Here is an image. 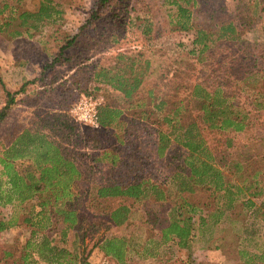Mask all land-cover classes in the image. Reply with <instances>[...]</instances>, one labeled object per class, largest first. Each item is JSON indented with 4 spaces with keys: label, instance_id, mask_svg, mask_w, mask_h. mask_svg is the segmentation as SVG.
Here are the masks:
<instances>
[{
    "label": "rangeland",
    "instance_id": "374dc122",
    "mask_svg": "<svg viewBox=\"0 0 264 264\" xmlns=\"http://www.w3.org/2000/svg\"><path fill=\"white\" fill-rule=\"evenodd\" d=\"M43 1L46 0H0V10H4L5 4L9 6L0 15V23L17 19L13 6L20 5L21 13H37ZM51 1L52 18L41 22L32 18V26L37 28L32 27L26 33L28 27L21 28L20 21H15L13 27L0 34V111L7 102L6 91L19 92L26 85L25 91L16 95V104L0 126V153L25 130L48 134L81 173V178L73 182V199L78 200L70 205L79 212V224L73 230H65L61 217L53 215L48 223L42 220L38 198L9 204L5 197L0 202V223L13 226L0 230V264H50L51 255L42 257L37 248L43 235L53 246L70 252V257L59 259L63 264H264V11L257 5L258 0H197L196 4L192 0H109L93 25L88 21L101 0ZM173 1L191 11L198 30H208L207 43L213 48L218 44L220 27L231 21L237 26L239 41L203 54V47L194 44L198 30L185 33L177 26L178 7ZM21 30L22 35H12ZM120 52L142 54L143 59L150 60L152 82L170 67L186 71L188 63L194 65L187 72L195 83L209 91L226 85L225 91L235 96V106L248 117L244 132L212 135L214 138L211 141L209 138L208 143L213 141L214 147L221 141L225 145L226 138L234 137V146L229 149L231 164L225 169L235 185L233 198L247 203L249 194L245 189L250 183L254 184L252 191H259L261 196L253 199L254 207L241 205L231 212L227 209L230 197L218 193L211 202V211L195 215V235L189 249H181L176 242L159 244L164 204L156 203V194L150 193L149 198L138 203L126 202L132 209L131 220L121 228L112 225L108 214L124 203L119 199L95 200L98 187L145 179L167 189L176 200L178 188L172 177L185 168L187 157L179 145L169 149L163 158L158 157L157 140L151 137L149 154L142 151L136 156V150L145 144L144 131L149 135L153 128L142 126L134 136L130 133L131 117L126 116L121 128L101 130L78 123L70 115L81 95L95 92L96 69L116 65L115 57ZM191 52L194 54L188 56ZM249 71L259 74L251 85L253 89L235 80L236 74L241 77ZM100 92L107 96L104 90ZM110 98L123 103L117 92H111ZM67 103H71L67 115L53 112L58 109L64 112ZM191 109L195 115L193 105ZM125 131L130 134L133 153L127 161L123 160L126 167L114 169L109 166L110 159L103 155L110 148H121L118 140ZM248 156L253 165L238 172L235 163ZM26 158L16 163L17 168L26 170L31 165L32 170L39 172L37 154L32 151V156ZM256 171L259 174L254 178L246 174ZM3 194L7 196L6 192ZM192 196L197 202L209 197L206 192ZM28 217H33L36 226L26 222ZM200 218L206 219V223L201 224ZM111 237L130 241L124 262L107 257L101 250ZM149 238L152 240L148 241ZM29 240L32 247H27Z\"/></svg>",
    "mask_w": 264,
    "mask_h": 264
},
{
    "label": "trees",
    "instance_id": "16d2710c",
    "mask_svg": "<svg viewBox=\"0 0 264 264\" xmlns=\"http://www.w3.org/2000/svg\"><path fill=\"white\" fill-rule=\"evenodd\" d=\"M192 1L194 4L197 3V0ZM108 2L109 0L100 1L88 24L93 25L101 18L100 12ZM257 2L261 11H264V8L262 9L264 0ZM173 4L178 7L177 26L180 30L189 33L197 29L191 11L179 5L177 1H173ZM52 6L51 0L43 1L37 13L29 11L21 13L20 5L13 6L12 9L16 11L18 17L0 23V34L13 27L15 21H20L21 28L28 27L26 33L30 32L32 27L37 28L32 26V18H37L40 22L52 18ZM8 7V4H5L3 8L5 10ZM4 10H0V15L4 13ZM219 31L220 34L216 39L218 44L215 43V48L207 43L210 33H207L206 29L198 30L194 44L201 45L204 54L206 51H216L225 43L231 44L239 41L237 26L234 22L231 21L228 26L223 25ZM23 33L22 30L14 31L12 35L20 36ZM192 54L194 53H188V56H192ZM115 63L116 65H104L96 69L94 73L96 90L95 92H86V94H93L104 90L107 94L106 103L99 112L100 129L121 128L126 116L131 117L129 126L132 132L130 131V133L134 136H137L138 128L142 126L145 129L153 128L149 135L146 130L144 131L146 139H142L144 140L142 142L145 144L139 151L136 150L134 153L136 156L139 157L142 151L149 154L148 144H150L149 138L151 137L157 140L158 157L166 156L174 145L183 148L187 152V157L185 168L172 177L173 183L178 188L176 200L172 199L167 189L149 179L130 183L117 182L98 187L95 192V200L108 202L119 199L124 203L108 214L112 225L121 228L129 225L131 220L132 209L126 202L138 203L141 199L149 198L150 193L156 194V203L165 205H160L164 208V218L159 224L162 233V240L159 244L176 242L181 249H189L190 242L195 235V215L207 209L211 211V202L218 193L224 192L230 197L227 209L231 212L241 205L254 207L253 199L261 196L259 191H252L254 184L250 183L245 189L249 194L248 202L237 201L233 198L235 185L225 174V169H228L231 164L229 149L234 146V137L231 135L247 130L248 117L243 116L235 106V96L229 95L225 91L226 85L220 84L214 91H209L202 84L195 83L193 77L187 72L194 67L190 63L187 64L186 71L170 67L171 69L161 73L155 82H152L154 80L152 79L154 74L151 68L152 63L150 60L143 59L142 54L132 56L129 53L120 52L115 57ZM234 75L231 74L232 77ZM257 75L259 74L249 71L240 77L238 73L235 75V80L253 89L251 85L257 80ZM25 88L26 85L21 91H25ZM21 91L15 93L6 91L7 102L0 111V126L6 122L10 111L16 104V95ZM111 92H117L123 103L110 98ZM192 105L196 110L195 115L191 111ZM69 107L70 105H68V109ZM124 133L126 134L118 137L121 148L118 146L110 148L103 155L110 159L109 166L114 169L126 167L125 161H127L128 155L133 153L129 143L130 134L126 131ZM230 133L231 135L225 140V145H221V141H218L219 145L215 143L214 147L213 141L211 144L208 143L209 138L211 141L215 136H224ZM122 150L124 154H122ZM32 151L37 154L39 172L32 170L31 165L26 167V170L17 168L16 163L27 159V156H32ZM64 151L49 139L48 134L25 130L0 153V202L5 197L8 198L6 203L9 204H23L38 198L41 208L38 214L41 215L42 220H46L48 223L51 221V217L56 215L62 218V222L66 226L65 230H73L79 224V212L70 208V205L78 200L73 199L75 196L73 182L75 183L78 177L81 178V173L77 165L63 154ZM235 164L238 172L245 171L253 165V160L248 156L241 158L240 162ZM37 173L39 176L36 175ZM246 174L254 178L259 172ZM65 176L69 178L64 180ZM4 192L7 193V196L3 194ZM199 192H206L209 197L204 201L197 202L192 195ZM149 215L153 219L154 215L152 213ZM200 221L201 224L206 223L204 218H200ZM26 222L31 226H36L33 217L26 218ZM11 226H13L11 223H0V230ZM33 234L36 235L37 231H34ZM151 240L152 238H149L148 241ZM129 243L130 241L124 237H111L105 240L101 250L107 257L124 262L129 252ZM27 244V247H32L31 240ZM37 246L42 257L52 256L48 259L50 264H63L59 259L71 256L67 250L53 246L46 235L42 236V242ZM151 255L152 257L156 256L154 253Z\"/></svg>",
    "mask_w": 264,
    "mask_h": 264
},
{
    "label": "built area",
    "instance_id": "2783aa9c",
    "mask_svg": "<svg viewBox=\"0 0 264 264\" xmlns=\"http://www.w3.org/2000/svg\"><path fill=\"white\" fill-rule=\"evenodd\" d=\"M106 103V96L102 92L83 94L71 108L70 115L81 124L100 129L99 112Z\"/></svg>",
    "mask_w": 264,
    "mask_h": 264
},
{
    "label": "crops",
    "instance_id": "0c3cea01",
    "mask_svg": "<svg viewBox=\"0 0 264 264\" xmlns=\"http://www.w3.org/2000/svg\"><path fill=\"white\" fill-rule=\"evenodd\" d=\"M35 75V76H34ZM34 78H36V74H35V68L32 66V80H34ZM33 83V82H32ZM67 105H69L68 103L67 104H64V112H63V110L62 109H58V110H54L53 112H55V113H60V114H68V111H69V109H68V107H67ZM71 105V104H70ZM70 108V107H69ZM38 111H40V110H38Z\"/></svg>",
    "mask_w": 264,
    "mask_h": 264
}]
</instances>
